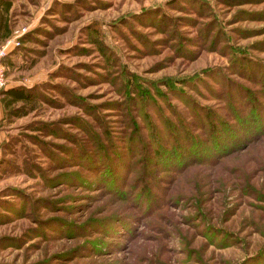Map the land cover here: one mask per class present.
<instances>
[{"label": "rangeland", "instance_id": "1", "mask_svg": "<svg viewBox=\"0 0 264 264\" xmlns=\"http://www.w3.org/2000/svg\"><path fill=\"white\" fill-rule=\"evenodd\" d=\"M4 1L0 264H264V0Z\"/></svg>", "mask_w": 264, "mask_h": 264}, {"label": "trees", "instance_id": "2", "mask_svg": "<svg viewBox=\"0 0 264 264\" xmlns=\"http://www.w3.org/2000/svg\"><path fill=\"white\" fill-rule=\"evenodd\" d=\"M11 8L10 3L4 1L0 2V44L6 39L10 38L12 31L10 30L6 18ZM0 14V15H1ZM5 17V19H3ZM0 104L5 116L10 118H21L29 114L30 110L38 101L39 95L35 93L34 89H27L24 87H11L3 89L0 92ZM30 107L28 111L26 108Z\"/></svg>", "mask_w": 264, "mask_h": 264}, {"label": "built area", "instance_id": "3", "mask_svg": "<svg viewBox=\"0 0 264 264\" xmlns=\"http://www.w3.org/2000/svg\"><path fill=\"white\" fill-rule=\"evenodd\" d=\"M20 46L19 39L8 38L0 44V92L6 88L5 68L3 61L16 47Z\"/></svg>", "mask_w": 264, "mask_h": 264}, {"label": "crops", "instance_id": "4", "mask_svg": "<svg viewBox=\"0 0 264 264\" xmlns=\"http://www.w3.org/2000/svg\"><path fill=\"white\" fill-rule=\"evenodd\" d=\"M11 88V87H10Z\"/></svg>", "mask_w": 264, "mask_h": 264}]
</instances>
